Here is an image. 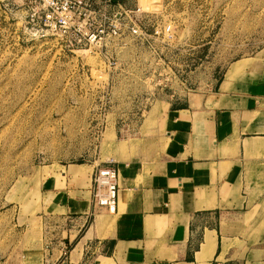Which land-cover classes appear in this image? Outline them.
I'll list each match as a JSON object with an SVG mask.
<instances>
[{"label":"rangeland","instance_id":"obj_1","mask_svg":"<svg viewBox=\"0 0 264 264\" xmlns=\"http://www.w3.org/2000/svg\"><path fill=\"white\" fill-rule=\"evenodd\" d=\"M118 1L150 36L109 44V71L100 53L69 50L30 20L28 0H0V264H30L42 180L151 149L138 137L153 115L264 48V0ZM168 22L172 35H151Z\"/></svg>","mask_w":264,"mask_h":264},{"label":"crops","instance_id":"obj_2","mask_svg":"<svg viewBox=\"0 0 264 264\" xmlns=\"http://www.w3.org/2000/svg\"><path fill=\"white\" fill-rule=\"evenodd\" d=\"M172 101L138 137L151 149L106 162L113 213L92 202L94 163L41 181L28 263L264 264V48Z\"/></svg>","mask_w":264,"mask_h":264},{"label":"built area","instance_id":"obj_3","mask_svg":"<svg viewBox=\"0 0 264 264\" xmlns=\"http://www.w3.org/2000/svg\"><path fill=\"white\" fill-rule=\"evenodd\" d=\"M29 19L41 23L50 34L57 36L69 50L84 48L100 53L105 68L112 71L116 61L108 50L118 44L127 32L145 39L147 34L140 23L126 16L124 4L118 0H28ZM151 35H172V24L156 23ZM92 199L111 213L116 209L118 173L111 162L97 166L91 178Z\"/></svg>","mask_w":264,"mask_h":264},{"label":"bare ground","instance_id":"obj_4","mask_svg":"<svg viewBox=\"0 0 264 264\" xmlns=\"http://www.w3.org/2000/svg\"><path fill=\"white\" fill-rule=\"evenodd\" d=\"M232 67V66H231ZM231 73L229 72V74L228 75H230ZM234 77V76H233ZM225 83V82H224ZM74 170V169H73ZM82 172V171H81ZM83 173V172H82Z\"/></svg>","mask_w":264,"mask_h":264}]
</instances>
